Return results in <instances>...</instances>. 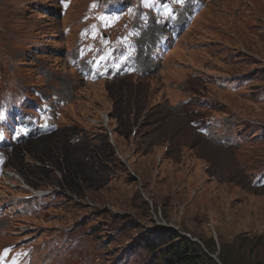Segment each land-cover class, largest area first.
Returning <instances> with one entry per match:
<instances>
[{
    "label": "rangeland",
    "instance_id": "374dc122",
    "mask_svg": "<svg viewBox=\"0 0 264 264\" xmlns=\"http://www.w3.org/2000/svg\"><path fill=\"white\" fill-rule=\"evenodd\" d=\"M92 1L63 14L60 0H0V105L24 104L0 106V250L29 247L11 250L16 264H170L192 242L204 264H264V0L182 8L164 50L170 31L150 0H101L100 23L142 27L146 66L89 81L69 58ZM88 36L86 51L99 41ZM124 53L102 45L96 55L112 72ZM31 113L56 130L37 136Z\"/></svg>",
    "mask_w": 264,
    "mask_h": 264
},
{
    "label": "trees",
    "instance_id": "16d2710c",
    "mask_svg": "<svg viewBox=\"0 0 264 264\" xmlns=\"http://www.w3.org/2000/svg\"><path fill=\"white\" fill-rule=\"evenodd\" d=\"M174 236V238L180 237L179 235ZM173 237L171 240L175 241ZM168 255L171 256L170 264H204L207 261L205 258L207 255L196 248L192 242L177 245Z\"/></svg>",
    "mask_w": 264,
    "mask_h": 264
},
{
    "label": "bare ground",
    "instance_id": "6f19581e",
    "mask_svg": "<svg viewBox=\"0 0 264 264\" xmlns=\"http://www.w3.org/2000/svg\"><path fill=\"white\" fill-rule=\"evenodd\" d=\"M135 41L136 40H135V38L133 36L132 37L124 38V42L121 43L122 44V47H125V53H124V55L116 56V58L112 60V63H114L116 65V69H113V71H112L114 74L117 73L120 70V67H121V65H122L123 62H127L128 61L127 64H126V67H128L127 69L132 68L131 61H130V57H128L130 55V53H129V49H127V47L130 45V43H133ZM141 62H142V60H141ZM81 68H82V65H81ZM122 70L123 69H121V71ZM113 138H114V141H115V136L114 135H113ZM120 153H122L121 150H120ZM142 173H144V172H142Z\"/></svg>",
    "mask_w": 264,
    "mask_h": 264
},
{
    "label": "snow or ice",
    "instance_id": "6c2138e0",
    "mask_svg": "<svg viewBox=\"0 0 264 264\" xmlns=\"http://www.w3.org/2000/svg\"><path fill=\"white\" fill-rule=\"evenodd\" d=\"M176 2L182 3L183 0H176ZM8 251H9V250L5 249L3 255H0V260H2L5 256H7ZM13 264H16V262L13 261Z\"/></svg>",
    "mask_w": 264,
    "mask_h": 264
}]
</instances>
